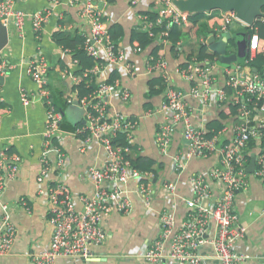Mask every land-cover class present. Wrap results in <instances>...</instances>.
<instances>
[{
	"label": "built area",
	"instance_id": "built-area-1",
	"mask_svg": "<svg viewBox=\"0 0 264 264\" xmlns=\"http://www.w3.org/2000/svg\"><path fill=\"white\" fill-rule=\"evenodd\" d=\"M101 1L49 0L50 5L43 10L26 14L16 7L15 0H0V21L7 27L13 24L21 30L29 17L37 40L55 6L61 2L77 6L79 17L87 24L81 33L84 39L82 48L94 58L102 59L88 74L85 73V76L89 75L88 81L96 85L92 94L81 99L72 93L66 95V103L74 104L76 99L83 112V125L75 129V134L79 136L77 149L84 153L90 145L96 144L101 154L99 161L86 169L91 190L77 194L72 193L67 181L61 177L70 161L57 137L61 132L63 116L52 106L47 60L43 52L26 60L25 73L36 88H21L20 102L28 106L39 99L46 107L37 193L44 196L47 222L51 227L48 245L32 257V264H57L61 257H95V250L107 237L105 225L109 216L128 213L136 198L144 211H154L152 199L160 190L167 200L175 202L178 198L175 182L163 181L160 187L157 186L158 173L154 175L136 169L125 156L130 151L127 146L113 143L116 132L123 131L132 144V132L138 127L139 120L113 109L112 97L126 104L131 94L121 86L120 80L109 83V72L113 67H124L126 73L133 74L135 67L126 60L124 50L112 39ZM138 1L130 0V3L134 5ZM151 9L157 16L152 19L147 12L141 13L137 25L148 33L154 45L168 43L166 36L170 25H185L188 17L196 14L181 11L172 0H154ZM201 13L214 22L208 36L214 35L215 38L230 31L231 24L246 25L237 18L235 11L216 9ZM260 19L264 22V16ZM199 41L204 43L206 38L201 37ZM140 50L134 48V51ZM258 51L264 54V43L258 33L253 32L247 40L244 65ZM63 52L69 53L67 50ZM217 59V55L210 59H197L195 53L190 59L185 58L175 69L180 80L186 84L182 86L172 80L162 54L154 57L150 53L147 56L146 74L161 78L164 88L160 106L164 118L155 134L157 147L167 154L173 133L179 127L186 145L171 156L174 171H183L193 158L218 157L217 164L188 177V195L179 199L183 202L180 217L175 213V204L172 207L163 205L157 212L158 232L143 255L150 264L158 261L165 264H204L201 250L205 247L211 251L207 255L220 264H244L251 257L237 248L238 241L247 234V226L239 223L234 202L237 193L248 192L250 177L261 182L264 195V143L261 140V129L264 128V70L262 74L252 70L245 72V66L239 62L234 67L221 66ZM11 68L0 56V75H5ZM65 74L63 71L62 75ZM189 99L197 101L201 110L215 104V120L220 128L209 127L208 123H195L191 117L194 107ZM228 104L236 106L237 113L220 117V111ZM147 114L156 113L148 110ZM252 140L254 144L249 146ZM5 150L6 147L0 146V195L17 177L21 163L18 155H9ZM252 157H255V165L249 173L247 166ZM51 174L57 177L56 181H48L45 185ZM16 236L10 208L1 203L0 259L10 251Z\"/></svg>",
	"mask_w": 264,
	"mask_h": 264
},
{
	"label": "crops",
	"instance_id": "crops-1",
	"mask_svg": "<svg viewBox=\"0 0 264 264\" xmlns=\"http://www.w3.org/2000/svg\"><path fill=\"white\" fill-rule=\"evenodd\" d=\"M153 1L139 0L134 5L130 0L101 1L108 27L112 23L121 24L122 34L117 45L124 50L126 60L135 67L133 74L126 73L124 67H120V83L131 94L129 102L122 104L114 96L111 104L113 109L121 110L139 120L138 127L132 132L131 143L136 146L129 151L130 159L148 157L161 164L162 168L157 172L156 185L160 187L163 181L175 182L178 198L175 202L167 200L160 190L153 196L154 211L151 212L144 211L136 198L131 211L125 214H112L106 219L107 237L95 250V257L90 259L61 257L57 264H150L145 261L143 255L158 232L157 212L163 205L172 207L175 204V213L180 217L183 212V202L179 199L188 195V177L218 163V157L215 155L193 158L187 162L183 171H174L171 156L186 145L182 129L179 127L173 133L167 154H163L156 145L155 134L164 114L160 109L163 95L147 96L152 77L146 74V61L154 44L150 43L140 51H134L135 47L130 42V33L138 24V15L149 10ZM15 5L27 14L43 10L50 5V2L49 0H15ZM78 26L82 33L87 24L79 17L78 7L66 2H61L53 8V13L44 24L38 40L35 38L29 17L21 30L13 24L8 25L7 43L0 51V56L12 68L4 75L3 84L0 85V100L5 104V107L0 108V146L9 147L20 157L21 163L17 177L9 182L4 193L0 195V204L6 203L9 206L11 220L17 229L14 243L10 251L1 257L0 264H32V257L45 249L50 241L51 227L47 222L46 201L43 195L37 193L46 107L39 99L31 105H22L20 91L23 87L29 90L36 88L25 73L26 60L36 53L43 52L48 63L47 78L50 91L55 94L62 92L66 96L70 86L75 82L73 72L79 67L70 54L64 53L53 41L52 34L57 30L73 32ZM171 45L170 42L164 43L160 53L168 64L174 83L185 86L186 84L175 73V69L185 60L187 52L181 51L175 54ZM60 62L63 63L64 68L60 66ZM63 71L66 72L64 76ZM64 102V98L59 100V106ZM189 102L194 107L191 117L195 123H208L209 126V122L216 119L215 104L201 110L197 101L189 99ZM148 110L155 111L156 114L148 115ZM62 116L61 132L57 137L68 155L70 164L61 177L67 181L72 193L89 192L91 182L87 177L86 169L90 164L99 161L101 157L99 147L96 144L90 145L84 153L77 149L79 136L75 134V129L83 125L84 121L80 107L66 104ZM56 178L54 174L49 175L45 185L48 181L55 182ZM249 185L248 192L237 193L234 202V211L238 215L239 223L247 226V234L238 241L237 248L240 252L251 256L244 264H264L263 188L261 182L254 177L249 178ZM201 253L205 259L204 264H220L216 259L208 256L211 253L208 247L202 249ZM152 264H165V262L158 261Z\"/></svg>",
	"mask_w": 264,
	"mask_h": 264
},
{
	"label": "trees",
	"instance_id": "trees-1",
	"mask_svg": "<svg viewBox=\"0 0 264 264\" xmlns=\"http://www.w3.org/2000/svg\"><path fill=\"white\" fill-rule=\"evenodd\" d=\"M145 12H147L149 17L152 19L157 16V13L151 8ZM213 25L214 22L210 21L208 18H205L202 13H196L188 17L187 24L185 25H170L167 31L168 35L166 36V38L172 44V50L175 54L183 51L185 53L187 52L186 59H190L194 53L197 59H210L216 56V54L209 49V46L206 44V41L203 43L200 42L199 39L201 37L207 38V35L212 30ZM229 30L231 33L232 30H234L235 32H241V34L244 33L245 35L257 32L261 41L264 43V22L261 21L260 18L257 19L253 25H240L239 23H235V25L229 28ZM109 31L111 33L112 39L117 45V41L122 34L121 24L112 23L109 26ZM52 39L57 45L61 47L62 50H67L69 52L71 58L73 60H76L79 67L76 71L73 72L75 82L70 86L67 94L72 93L76 96L77 99H81L85 96L91 95L94 89L96 88V85L95 83L88 81L89 75L85 76V73L88 74L96 64H99L102 61V59L94 58L82 48L84 39L81 34L80 27L78 26L74 28L73 32H68L67 30L54 31L52 34ZM130 42L133 47L143 49L144 47L152 43V39L148 36V33L146 31L142 30L139 25H136V27L131 30ZM162 45L163 44L154 45L151 50V54L154 57H156L158 54H161L160 51ZM229 46L231 47L230 49L228 48ZM235 49L236 41L232 36L227 46V51L230 53L234 52ZM244 61L245 59L243 60V62L239 61V63L244 65ZM60 66L63 67L62 62H60ZM244 66H249L250 70L255 69L257 73L262 74L264 70V54L261 51H258L256 56ZM120 74V69L118 67H113L109 72V77L107 81L109 83H113L115 80H120ZM163 89L164 88L162 79L159 77H152L150 80V86L147 92V96H152L153 94H162ZM227 92H229L228 89ZM50 94L54 110L62 113L65 105L68 104L66 103L65 94L62 92L55 94L52 91H50ZM62 98H64L65 102L62 103V105L60 103L61 106H59L58 101ZM2 107H5V104L3 101H0V108ZM225 107V109L223 108L220 111V117H224L228 114H236L238 111L236 106H232L231 104H228V106ZM220 126L221 125L217 120H211L209 122V127L220 128ZM261 132L263 133V137H261V140L264 143V128L261 129ZM113 143L118 144L119 146H127L129 150L136 146L128 142L126 133L123 131L116 132V135L113 137ZM253 144L254 140L249 143V146H253ZM6 148L7 150H5V152L7 154H16L9 147ZM125 156L130 159L128 154L125 153ZM130 163L136 169L143 172H152L154 175L157 174V172L162 168L161 164L156 163V161L148 157L130 159Z\"/></svg>",
	"mask_w": 264,
	"mask_h": 264
},
{
	"label": "water",
	"instance_id": "water-1",
	"mask_svg": "<svg viewBox=\"0 0 264 264\" xmlns=\"http://www.w3.org/2000/svg\"><path fill=\"white\" fill-rule=\"evenodd\" d=\"M173 3L181 10L189 13H201L208 10L235 11L237 18L246 25H253L257 19L264 16V0H172ZM234 24L230 25V28ZM8 27L0 21V51L7 43ZM232 37L230 31L224 33L219 38L209 35L206 38V44L218 56V64L221 66H232L237 62H243L246 57V44L249 34L244 33L235 38L236 49L229 53L227 46ZM245 72H250V67H244ZM252 71H255L253 69ZM4 75H0V85L3 84ZM78 105V101H73ZM255 157H252L247 166V171L251 173L254 169Z\"/></svg>",
	"mask_w": 264,
	"mask_h": 264
},
{
	"label": "rangeland",
	"instance_id": "rangeland-1",
	"mask_svg": "<svg viewBox=\"0 0 264 264\" xmlns=\"http://www.w3.org/2000/svg\"><path fill=\"white\" fill-rule=\"evenodd\" d=\"M231 34H232L233 38L235 39L236 37L240 36L241 32L239 33V32H235L234 30H232ZM228 48L230 49L231 47L229 46Z\"/></svg>",
	"mask_w": 264,
	"mask_h": 264
}]
</instances>
